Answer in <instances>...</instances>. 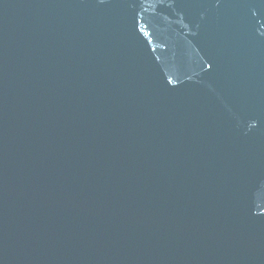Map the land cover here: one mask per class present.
<instances>
[{"label":"water","instance_id":"1","mask_svg":"<svg viewBox=\"0 0 264 264\" xmlns=\"http://www.w3.org/2000/svg\"><path fill=\"white\" fill-rule=\"evenodd\" d=\"M0 264H264V0H0Z\"/></svg>","mask_w":264,"mask_h":264}]
</instances>
